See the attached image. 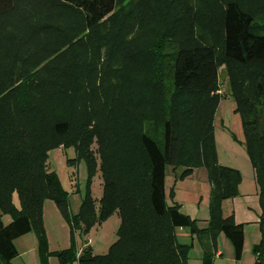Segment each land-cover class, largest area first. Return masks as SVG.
<instances>
[{"label":"rangeland","instance_id":"374dc122","mask_svg":"<svg viewBox=\"0 0 264 264\" xmlns=\"http://www.w3.org/2000/svg\"><path fill=\"white\" fill-rule=\"evenodd\" d=\"M239 1L248 10H264V0ZM33 2L15 0L14 9L0 16V120L11 122L8 131L1 135L2 141L7 142L6 146L13 144L23 148L22 152L28 155L34 153V144H38L42 136L40 131L47 130L54 121L41 110V94L36 93L40 92L37 91L40 86L43 87L41 92L48 90L51 78L47 71L52 68L63 82L62 88L55 86L52 92H57L56 95L70 104L68 116L62 120H68L74 128L71 131L79 133L82 139L92 137L89 149L96 168L90 175L86 159L79 158L75 148L60 145L47 152L46 169L55 173L66 193L71 216L79 215L84 206L89 215L97 212L106 182L105 173L101 171L99 143L106 141L104 135L107 141H113L110 138L116 132L111 133L110 129L122 125L120 129L134 135L138 127L141 130L149 124L156 134L161 128L157 121L164 116L175 117L179 112L189 133L195 137L200 100L177 93L165 71L157 78L161 70L155 72L154 50H159L163 43L162 51L168 58L178 47L196 43L202 32H207L220 46L221 13L226 0H145L144 6L140 0H117L114 13L101 28L107 40L94 38V42L91 36L85 46L80 45V41L86 42L88 32L76 30L77 19L60 17L56 10L44 11ZM183 16L186 20L190 16L189 26L179 22ZM260 25L264 26V22ZM172 38L171 42L167 41ZM218 73L217 98L211 117V144L216 164L238 170L241 177L246 178L253 168L245 143L243 115L231 91H243L257 112H264V100L255 94L254 79L241 70H234L230 75L225 66L220 65ZM231 78L239 83L238 88L234 83L236 89H231ZM189 139L190 134L187 144ZM117 154L116 151L111 159H123ZM4 184L0 179L3 192L9 190ZM165 189L166 207L176 205L190 220L197 222L198 229V222L209 219L211 183L201 162L193 167L167 166ZM10 200L12 206L19 209L17 192L10 191ZM41 206L45 234L58 248L73 247L80 252L90 247L96 256H103L108 252L107 246L118 240V215L102 223L90 221L88 226L90 218L86 220L83 216L79 229H72L53 201L46 199ZM0 220L7 225L11 217L1 215ZM185 231L190 238L177 236V241L191 245L188 264H202L200 236Z\"/></svg>","mask_w":264,"mask_h":264},{"label":"trees","instance_id":"16d2710c","mask_svg":"<svg viewBox=\"0 0 264 264\" xmlns=\"http://www.w3.org/2000/svg\"><path fill=\"white\" fill-rule=\"evenodd\" d=\"M140 3L144 6L145 0H140ZM33 4L47 12L56 10L60 17L77 19L76 30L88 32L86 42L80 41V45L85 46L91 36L93 41L94 38L107 40L101 28L114 13L117 0H34ZM14 7L15 0H0V16ZM179 22L189 26L192 20L190 16L187 20L183 16ZM261 22H264V10H248L239 0H226L221 13L220 46L207 32H202L198 34L196 43L178 47L168 58L162 51L163 43L159 50H154L155 72L161 70L157 78L166 72L177 93L200 100L196 135L194 137L189 133L190 129L179 112L175 117L164 116L157 121L161 128L156 130V134L149 124L141 130L138 127L134 135L120 129L122 125L110 129L111 133L116 132L110 138L113 141H107L104 135L106 141L99 143L101 171L105 173L106 182L97 212L89 215H86L84 206L79 215L71 216L66 193L61 189L55 173L46 169L47 152L60 145L75 148L78 157L86 159L90 175L96 168L89 149L92 137L82 139L79 133L71 131L74 128L68 120H62L68 116L70 104L56 95L57 92L53 93V87L62 88L63 82L56 71L49 69L47 74L51 81L47 85L48 90L41 92L43 87L40 86L37 89L40 92L36 93L41 94V110L54 121L47 130L40 131L42 136L38 144H34L32 155L23 153V148L17 145L6 146L7 142L2 141L1 135L8 131L11 122L0 120V179L4 180V187L9 188L5 192L0 190V217L5 214L11 217L7 225L0 220V264H11L18 256L14 241L30 233L36 238L39 264H48L50 257L56 258L58 264H188L191 245L178 243L177 230H189L190 235L200 236L202 264H213L215 242L219 235L228 240L235 260L239 261L244 245L243 226L235 224L232 216L223 218L222 203L237 196L242 177L238 170L216 164L211 144V117L217 98L220 65H224L230 75L234 70H241L244 75L253 78L255 94L258 99L264 100V26L260 25ZM174 38L167 41L171 42ZM230 83L232 90L238 88L239 83L232 78ZM231 94L237 99L238 111L243 115L245 143L262 210V236L259 244L252 248V253L257 257L255 264H264V112H257L243 91L233 90ZM61 110H64L63 113ZM189 134L191 141L187 144ZM114 151L123 159H111ZM111 152L114 153L109 154ZM200 162L207 170L211 183L209 219L205 229H198L195 220H190L176 205L166 207L165 202L166 167L181 164L193 167ZM10 191L18 193L19 209L11 204ZM46 199L55 203L72 229H79L81 218H90L88 226L90 221L102 223L117 214L120 218L117 242L103 256L93 255L90 247L80 252L73 247L49 252L42 225L41 205Z\"/></svg>","mask_w":264,"mask_h":264},{"label":"crops","instance_id":"0c3cea01","mask_svg":"<svg viewBox=\"0 0 264 264\" xmlns=\"http://www.w3.org/2000/svg\"><path fill=\"white\" fill-rule=\"evenodd\" d=\"M237 192L238 194L235 198L226 200L222 203V216L223 218H229L232 216L235 224L243 226L244 245L242 257L239 261H236L230 243L223 235H219L215 242L216 252L213 264L256 263L257 257L252 253V248L259 244L261 240L260 219L262 216V210L259 202V189L255 180L254 170H252V173L249 174L248 177H242ZM49 209H51V207H49ZM116 215L117 214H114L113 216ZM207 221V219H204L198 222L200 229H205L207 227ZM44 230L46 232L45 225ZM178 232L179 233H177L176 236H185L187 239L190 238L185 230H178ZM46 236L49 252L53 253L65 250L64 248L66 246H60V248H58L57 244H55L48 235ZM14 246L17 250L18 256L11 261V264H39L37 242L32 233L16 239L14 241ZM110 246L111 244L107 246V251ZM106 254L107 252H105L104 255ZM93 255L95 254L93 253ZM48 264H58V261L56 258L50 257L48 259ZM73 264L77 263L74 262Z\"/></svg>","mask_w":264,"mask_h":264}]
</instances>
